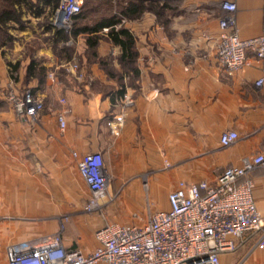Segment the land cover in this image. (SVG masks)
Listing matches in <instances>:
<instances>
[{
  "label": "crops",
  "instance_id": "obj_1",
  "mask_svg": "<svg viewBox=\"0 0 264 264\" xmlns=\"http://www.w3.org/2000/svg\"><path fill=\"white\" fill-rule=\"evenodd\" d=\"M30 1L13 5L18 21L0 22V92L8 85L29 89L44 104L35 124L0 106V264L8 244L58 231L66 250L89 253L104 223L118 217L128 219L119 223L142 224L144 208L169 209L167 194L179 180L215 183L244 156L264 152V87L254 86L264 63L247 52V65L229 74L215 58L221 2H235V29L247 39L262 31L264 0H146L161 8H144L122 25L134 36L132 78L124 75L120 48L106 38L105 27L90 55L86 34L71 37L52 23H30L27 16L37 20L55 9ZM31 62L35 69L29 71ZM71 62L77 75L67 71ZM101 63L111 67L112 77ZM120 76L134 104L115 137L106 122L118 109L119 97L110 96ZM62 111L63 129L57 120ZM226 130L239 137L222 147L219 136ZM92 151L101 152L111 174L102 201L117 194L102 212L85 210L89 193L77 171L78 158ZM252 178L264 217V168ZM130 209L138 210L137 217L129 216ZM254 242L253 233L245 234L233 251L219 255L220 264H264V250L252 249Z\"/></svg>",
  "mask_w": 264,
  "mask_h": 264
},
{
  "label": "built area",
  "instance_id": "obj_2",
  "mask_svg": "<svg viewBox=\"0 0 264 264\" xmlns=\"http://www.w3.org/2000/svg\"><path fill=\"white\" fill-rule=\"evenodd\" d=\"M83 4L84 0H59L51 23L69 32ZM221 8L223 13L218 19L221 31L215 50L218 65L229 74L239 71L247 65V52L264 63V18L259 35L242 39L235 29V2L223 1ZM115 14L119 18L115 25L118 28L126 23L127 17ZM103 31H108V27ZM67 71L77 75L78 65L68 63ZM49 77L53 78V74ZM254 86L264 87V74L255 80ZM5 98L15 116L30 124L38 122L44 104L29 89L8 85ZM133 104L134 99L127 91L119 98L118 109L106 122L113 136L121 134L125 114ZM64 111L57 114L61 129L65 126ZM238 137L235 130H226L220 134L219 143L228 147ZM72 154L77 157L76 152ZM168 167L170 163L165 161L164 168ZM258 168H264V152L244 156L239 165L227 167L215 183L179 180L167 194L168 210L149 212L142 224L104 223L95 231L98 245L89 253L66 250L58 231L8 244L5 264H220L219 255L233 251L236 241L247 233L255 235L252 249L264 250V217L253 196L252 173ZM77 171L89 193L85 210L101 212L105 206L101 198L111 181L101 152L80 156Z\"/></svg>",
  "mask_w": 264,
  "mask_h": 264
},
{
  "label": "trees",
  "instance_id": "obj_3",
  "mask_svg": "<svg viewBox=\"0 0 264 264\" xmlns=\"http://www.w3.org/2000/svg\"><path fill=\"white\" fill-rule=\"evenodd\" d=\"M25 1V3L32 2L30 0H3L2 6L0 8V22L5 23L7 21H18L19 14L16 9H14V4ZM42 3H53V7L56 8L59 0H38ZM84 0V4L81 12L73 18L71 28L69 30V35L71 37H76L78 34H86V44L90 49V55H95L94 48L97 45L100 35L98 32L103 27H108L106 33V38L114 45L120 48L119 61L123 69L124 75L128 78L135 77L137 75V69L134 65L136 59V52L134 51V36L132 33L124 26L118 28L115 25L119 22V18L115 14L119 12L128 17L136 16L144 8H152L153 10H159L161 4L159 1H146V0ZM125 3V4H124ZM87 8L89 13L92 15H86ZM89 17L90 22L85 21V18ZM63 39V37L61 38ZM101 67L108 66L105 63H101ZM16 68V66H14ZM34 70V62L30 63L28 70ZM106 69V68H105ZM39 73H45L44 67L38 68ZM107 75L113 76L111 72V67L107 68ZM123 77L118 78L120 87L118 90L111 94V99L114 101L117 97H121L125 92V84L122 81Z\"/></svg>",
  "mask_w": 264,
  "mask_h": 264
},
{
  "label": "rangeland",
  "instance_id": "obj_4",
  "mask_svg": "<svg viewBox=\"0 0 264 264\" xmlns=\"http://www.w3.org/2000/svg\"><path fill=\"white\" fill-rule=\"evenodd\" d=\"M126 1H128V0H126ZM137 1V0H136ZM85 11H86V15H92V13H89L87 10V8H85L84 9ZM51 17H52V14H50V12L47 14V15H43L42 17H40L39 19H35V18H33L32 16H27L26 18L28 19V21L30 22V23H35L36 22V26H39L38 24H43L44 26H48V25H50L51 24V22H52V20H51ZM82 22H90L89 21V17H87V18H85V21H82ZM62 56H64L63 54H61V57ZM106 63V62H105ZM105 68L107 69V68H110V66H105ZM0 106L1 107H4V106H9V104H8V102H7V100H6V98H5V90L4 91H2V92H0ZM109 119V118H108ZM107 119V120H108ZM110 131V130H109ZM107 167V166H106ZM169 168V167H168ZM109 170V169H108ZM116 196H117V194L115 193V194H111L110 195V197H109V199H108V201L105 203V206H104V208L101 210V212L105 209V207L107 206V205H109V204H113L114 202H115V199H116ZM156 208H154V206L151 208V210H149V209H145L144 208V210H143V212L144 213H149V211H154ZM113 211H114V213H118L119 214V212H118V210H115V209H113ZM138 212V210L137 209H130V210H128V212L127 213H129V216L130 217H137L136 216V214H134V212ZM113 220H115V221H119V222H122L121 220H124V219H118V217H116V218H113ZM125 220H128V219H125ZM124 220V221H125Z\"/></svg>",
  "mask_w": 264,
  "mask_h": 264
}]
</instances>
